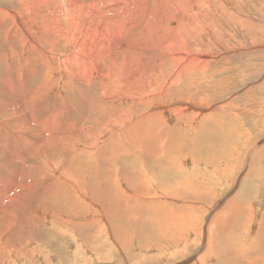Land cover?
Masks as SVG:
<instances>
[{
	"label": "rangeland",
	"instance_id": "1",
	"mask_svg": "<svg viewBox=\"0 0 264 264\" xmlns=\"http://www.w3.org/2000/svg\"><path fill=\"white\" fill-rule=\"evenodd\" d=\"M19 1L0 0V8L8 9L10 13L15 11L12 9L19 7L22 19L34 26L31 32H41L38 41L43 48L50 50V53L54 55L56 61L51 65L54 69L52 77L48 76L49 71L42 63L33 71V80L30 83L32 90L39 85L45 88V92H42L40 97V108H53L62 102L63 95L60 92L76 87L63 83L66 80L58 73V63L64 66L65 57L70 48L66 52L64 41L56 43L55 37L47 35L42 29L50 7L49 3H47L48 7L46 6L47 1L22 0L17 5ZM72 1L88 4L93 0H69L68 2ZM39 2H42L40 12L33 11L30 7ZM146 4L150 28L146 34L143 33L142 39L151 38V47L148 45L143 46L144 48L129 47L130 53L125 54V58L128 66L136 69L132 80L139 79L137 86L141 87L142 92L163 94L164 101L158 103V107L153 108V111L168 108L166 115L161 119L157 118L158 113H154L157 114L156 116L154 114L151 116L154 123L147 128V131L154 136L155 140L147 144L165 146L168 151H173L165 153L167 157L164 159L161 156L150 158L148 149L143 150L141 144H135L134 148L143 155V157L140 156L141 170L148 164L161 165L162 161L166 165L168 161H176V167L186 162L184 164L186 168L192 170L191 161L197 160L201 163L205 161L200 169L201 172L203 171L208 156L201 151L198 155L197 151L193 150L196 148L194 143L200 144L201 147L207 143L212 144L218 130L214 128L210 136V131L206 134L202 126L197 124V135L193 134L192 137L187 138L180 136L175 128H181V118L174 117L169 120L168 115L174 105L187 101L191 102V106L197 105V108L194 107L196 109L202 108L203 104L208 106V110H200L203 113L218 110L234 118L237 117L242 127L240 130L244 133V137L241 138L249 136L250 139L247 140L253 142V147L248 150L249 154L256 146H260L261 151L264 150V0H148ZM203 4L210 9V12L206 14L208 16L205 15ZM197 6L201 11V17L194 16L197 13ZM21 38L19 34L17 40H12V43L6 42V45L0 47V89L3 77L18 62L26 58L27 52L19 42ZM5 58L7 61H1ZM190 67L192 70L184 72ZM178 68H184V71L176 79ZM22 79L23 76L19 81L23 82ZM119 86L120 84L117 85ZM84 92H91L90 97H92L97 90L93 88ZM35 102L38 104V101ZM199 104L202 105L198 106ZM33 105L34 103L18 106L25 112ZM139 105L138 100L135 101L134 106L129 105L132 111L128 117L134 115L135 121H141L135 115V107L138 110ZM150 106V104L147 107L141 106V110H146ZM106 110L108 112L105 114H97L93 119L85 122L83 131L87 132V136L80 140L79 150L71 147H57L50 150V162L58 164L53 175H49V172L44 170L45 157L31 153L30 163L22 168L17 157L15 159L10 152L0 151V171L3 174L0 178L2 180L0 195L8 194L5 183L10 182L12 186L15 183L17 186L12 198L4 203L0 202V264H234L236 262L244 264L246 257L236 259L235 255L226 256L224 250H220L225 246L221 243L225 236L221 240L220 238L214 240L213 244L210 243L206 248L203 238L205 233L202 231L203 227L208 226L215 219L219 224L216 216L223 213L226 203L239 193L244 177L235 175L233 188L226 189L223 182L221 189L215 190L212 195L205 194L199 199L200 201L198 200L199 203L195 204L197 208L193 215L199 214V224L195 223L193 215L187 219L181 215L178 217V214L177 219L171 222L172 224L162 223L160 231L149 227L142 220L150 218L151 215L159 216L161 222L170 221L164 214L158 212L156 207L172 202L181 203L172 201L169 192L171 182H135L128 190L125 189L121 171L127 163L124 160H117L121 154L118 147L120 140L116 134L120 130L124 132L128 125L121 120L116 129L109 128L107 119L111 112L107 108ZM126 110L122 108L114 111L118 113ZM72 111L74 112V107ZM172 111L177 112L174 108ZM244 113H249V116ZM142 117L145 118L147 115ZM95 119L99 121H94ZM188 119H193L192 114ZM185 123L184 121L183 125ZM232 125L235 131V126ZM102 127L105 129L102 130ZM228 127L227 124L223 125L225 134ZM232 134L234 135L232 140L241 136L240 132ZM129 140L132 139L129 138ZM30 147L33 150L38 145L31 144ZM87 151L92 160L89 164L86 160H81L87 155ZM154 153L160 154V152ZM219 161L228 162L227 159ZM115 162L116 166L113 169ZM258 167L263 168V163ZM65 169L69 170L70 174L64 173ZM163 169L167 171L165 167ZM18 173H24L27 177ZM62 174H65L67 182L61 177ZM109 181L113 184L110 185ZM139 184L149 189L148 192L154 195L153 200L161 198L160 202L143 197L135 198L136 195L132 193L137 190ZM68 185L71 187L75 185L79 194H87L86 201L82 205L92 200L102 206L101 220L104 218L103 224L100 222L102 227L98 229L81 224L91 223L92 215L90 214L82 215L75 221L71 220L79 228L75 229L76 231L63 226L62 219L68 213L79 212L77 205L79 200L73 192L66 191L65 186ZM201 189L199 186L197 191ZM160 191L166 193L168 197H163ZM174 193L182 192L175 190ZM189 196L192 198V195ZM189 196L183 195L187 199H190ZM257 196L251 206L255 214L254 223L249 224V237L253 241H256L254 238L256 236H260L258 237L260 239L257 238L255 248L248 249L253 252L248 258H256L253 255L256 254L263 259L261 264H264V245H262L264 238H261L264 233H257V222L264 209V180L261 182ZM128 197L134 198L133 207H138L133 208V214L123 204L118 203L119 200ZM9 201L14 202L11 208ZM193 202L195 201L190 203L193 204ZM153 203L155 206L151 205ZM67 206H74L76 211L71 212ZM94 216L99 217L100 214ZM235 217L239 223V214L232 215L231 219ZM181 224L183 228L187 227L186 229L190 230L192 235L189 231L187 233L181 230ZM231 228L236 232L234 224ZM238 228L240 232L227 234V238L231 239L233 236L235 239L240 234L245 237V233H242L240 227ZM170 231L173 233H169ZM126 235L128 241H126ZM237 242L233 240L231 243L236 247ZM228 243L230 242H226ZM211 252L213 253L210 254Z\"/></svg>",
	"mask_w": 264,
	"mask_h": 264
},
{
	"label": "bare ground",
	"instance_id": "2",
	"mask_svg": "<svg viewBox=\"0 0 264 264\" xmlns=\"http://www.w3.org/2000/svg\"><path fill=\"white\" fill-rule=\"evenodd\" d=\"M21 1L22 0L17 2V5H19ZM68 1H42L46 2V6L47 3H49L51 7H49L50 9L48 8V17L47 20L43 22L42 29L47 35L54 36L56 43L64 41L66 52H68L70 48L69 53L65 57L64 66L58 63V73L61 74V78L66 80V82L63 81V83L76 87L65 90V92H60L63 95L62 102L53 108L45 109L40 108L39 104L42 92H45L44 86L39 85L32 90L30 83L33 80V71L42 63L49 71L48 76L52 77L51 75H53L54 69L51 65L54 64L56 59L54 55L50 53V50L43 48L42 44L38 41L41 32H31L34 26L30 25L25 19H22L21 14H19V7L12 9L15 11L10 13L8 9L0 8V47L6 45V42L12 43V40H17L20 34L22 36L19 40L20 45H22L27 52V54H25L26 58L23 61L19 60L20 62H18L1 80L0 151L10 152L15 156V159L17 157L22 168L27 167L30 163L31 153L45 157L44 170L48 171L49 175H53L57 170L58 164L50 162V150L57 147H71L75 150H79L81 146L80 140L87 136V132L83 131L85 122L93 119L97 114H105L108 112L106 110L107 108L111 112L109 116V118H111L107 119L109 128L116 129L121 120L128 125V128L124 132L120 130L116 134L118 140H120L118 147L120 148L121 154L120 158L117 160H124L127 163L121 171L122 184L125 189L128 190L135 182H171L172 184L169 186V192L172 201L181 203L177 204L172 202L171 204H165L155 208L159 210L158 212L164 214L166 218L170 219V221L161 222L159 216L151 215L149 216L150 218H144L142 222L160 231L162 223L172 224V221L177 219L176 216L178 214V217L181 215V217H187L188 219V217L190 218V216L194 214V211H196L195 208H197V205L195 204L199 203L198 200L205 194L212 195L215 190L222 188L223 182L225 183L226 189L233 188L235 186V175L243 176L244 179L241 181L242 188L239 193L226 203L225 213L223 211V213L216 216L219 220V224H217V220L215 219L211 224L209 223L208 226L202 228V231L205 233L203 237L205 242L204 245L207 248L210 243L213 244L214 240L218 238L221 240V238L225 236L224 241L221 240V243H224L225 246L224 248H220V250H224L225 253L222 252L226 256L233 254L236 259H239V257H242V259L246 257L247 260L244 261V264L245 262L247 264H261L263 259H260L256 254H253L256 258H253V256L251 257L253 259L248 258V256L253 253L248 249L254 247L257 244V238L260 237H254L256 241L250 239L249 224L254 223L255 213L252 211L253 209H251L252 203L254 204L252 201L256 198L260 191L261 182L264 180V150L261 151V147L256 146L252 150V153L249 154L248 150L251 149L250 147H253V142L247 140L249 136L242 139L244 133L240 130L242 127H240L237 117L234 118V116L226 115V112L223 111L222 113L218 110H212L214 111L212 113H203L200 112V110H208V106L203 104L202 108L196 109L197 105L191 106V102L187 101L179 105H174L172 108L176 109L177 112L172 111L171 108L168 115L169 120L174 117L181 118V128H175V131L180 136L187 138L192 137L193 134L197 135V124L202 126V130H205L206 134L210 131V136L214 128L218 130L212 144L207 143L201 147L200 144L194 143L196 148L192 147L194 151H197L198 155L199 151H201L202 154L208 156L207 164L203 166V171L201 172L200 169L205 161L201 163L197 160L191 161L192 170L186 168L184 165L186 162L176 167V161H168V165L162 161L161 165L165 167L167 171H165L160 164H148L141 170L139 165H141L140 161L143 155H140L139 150L134 148L135 144H141L143 150H145V148L148 149L150 151V158H158L161 156L162 159H164L167 157L165 153L173 151H168L165 146L147 144L155 140L154 136L147 131V128L154 123L151 116L154 113H158L157 118L161 119L166 115V110L168 108L161 109L159 107L160 109H158V111H153V108L156 109L158 107V103L164 101L165 98L162 99L163 94L155 95L152 92H142L141 87L137 86L139 79L132 80L136 73V69L133 66L129 67L125 58V54L129 55L130 53L129 47L144 48L143 46L146 47L147 45L151 47L150 33H148L150 39H142L143 33L145 32L144 34H146L150 28L148 21L149 13L147 12L146 4L148 0H93L88 4H79L73 1L70 3ZM42 2L34 4L30 8L38 12L40 3ZM54 2L57 4L51 6L55 4ZM203 6L206 15L210 12V9L205 4H203ZM27 9H29L28 6ZM200 12L197 6V13L194 16L201 17ZM30 17L34 20L32 16ZM1 61L5 62L7 58ZM190 70H192L191 67L185 71L184 68H178L175 78L178 79L183 71L186 72ZM22 76L23 82H20L19 80ZM118 84H120L119 87H117ZM93 88H96L97 92H95V95L92 97H90L91 92H84L85 90ZM137 100L140 105L138 107L139 111L135 107V115L137 119L141 121H135L133 118L134 115L130 118L128 117L129 113L132 111L129 105L134 106ZM35 101H38V104ZM30 103H34V105L25 112L18 106L29 105ZM148 104L151 106L142 111L141 106L147 107ZM200 105L202 104L198 106ZM195 106L196 108H194ZM72 107H74V112L72 111ZM122 108H126L127 110L119 111L118 113L114 111L121 110ZM190 114L193 116L191 120L188 119ZM244 114L249 116V113ZM254 114L256 115V113ZM144 115H147V117H142ZM156 115L157 114H154V116ZM94 121L99 120L95 119ZM184 121L186 122L185 125H183ZM224 124L229 126L226 134L223 131ZM232 124L235 126V131ZM104 129L105 128L102 127V130ZM233 132H240L241 136L235 135L238 139L233 138L234 140H232L231 138L234 136L232 134ZM129 138L132 140L130 141ZM31 144H37L38 147L31 150ZM160 148H163V150H160ZM226 148H228V150ZM225 149L227 150L226 152ZM154 152H160V154L158 155ZM86 153L87 155L81 160H86L89 164L92 160L90 159L89 152L87 151ZM223 159H227L228 162L222 163L219 161ZM98 162H101V160H98ZM261 163H263V168L258 167ZM115 166L116 162L113 169H115ZM63 172L70 174V171L67 169ZM150 173H152V175H150ZM18 174L27 177L24 173ZM1 177H3L2 171H0V178ZM61 177L67 182L65 174H62ZM1 181L0 179V182ZM108 183L110 185L113 184L111 181ZM55 184L57 185V183ZM139 185L137 190L132 193L136 195L135 198L143 197L151 199L150 201L158 200V202H160L161 198L153 200L154 195L148 192L149 189L142 184ZM4 186L8 194L2 193L0 195L1 203L12 198L17 189L15 183L12 186V183L7 182ZM199 186L202 188L201 191H197ZM65 189L67 192H73L76 199L79 200L77 203L79 212L76 214L68 213V215L62 219L63 226L65 228L69 227L78 230L77 224L71 220L75 221V219L77 220V218L82 215L90 214L92 215L91 223H80L84 226L88 225L89 227H102V220H104V218L101 220V211H103L102 206L97 205L92 200H88L82 205L86 201L87 194H79L75 185H72V187L69 185L65 186ZM175 190L178 192L181 191L182 193L176 194L174 193ZM160 192L163 197H168L166 193ZM184 194L187 196L192 195V198L190 196V199L184 198ZM193 200L195 202L191 204L190 202ZM133 202L134 198L132 197L118 201V203L123 204L132 214L133 208H138L133 207ZM13 204L14 202L9 201L10 208ZM151 205L155 206V203ZM93 207H95V209ZM67 209L71 212L76 211L74 206H67ZM237 213L239 214V223L236 217L231 219V216ZM37 214L40 217L39 212H37ZM96 214H100V216H94ZM259 217L260 219L257 222V233H264V209ZM198 218L199 214L193 215L196 224H199ZM100 222L102 224H100ZM233 224L236 232H240L238 228L240 227L242 233H245V237L239 233V237H234L235 239H233V236L231 239L227 238V234L236 233L235 230L231 228ZM241 227H243V229H241ZM186 228H183L181 224V230L183 229V231L185 230L187 233L189 231L190 235H192V232ZM169 233L173 232L170 231ZM261 238H264V236ZM233 240L238 241L237 244L234 243L236 247L231 243ZM126 241H128L127 235ZM248 241L250 242L247 243ZM226 242L230 243L226 244ZM209 251H211V249ZM212 253L213 252L210 254ZM214 256H216L215 253ZM242 259L240 258V260Z\"/></svg>",
	"mask_w": 264,
	"mask_h": 264
}]
</instances>
